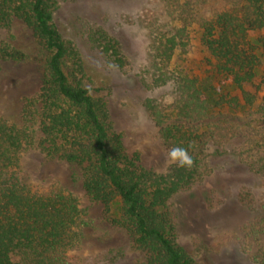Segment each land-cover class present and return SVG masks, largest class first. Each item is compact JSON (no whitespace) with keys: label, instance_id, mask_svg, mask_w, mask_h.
<instances>
[{"label":"trees","instance_id":"16d2710c","mask_svg":"<svg viewBox=\"0 0 264 264\" xmlns=\"http://www.w3.org/2000/svg\"><path fill=\"white\" fill-rule=\"evenodd\" d=\"M60 1L69 0H0V29L21 20L46 53L38 92L23 100L21 123L0 118V264H74L69 251L85 223L78 198L56 185L20 181L21 157L32 147L80 167L89 200L105 209L119 204L121 223L146 264H198L177 241L172 199L210 173V147L224 153L237 135L235 123L217 115L264 116V95L255 93V80L264 75V0H220L209 13L203 9L212 0H159L158 16L143 15L150 83L172 86L169 100L146 98L143 107L162 148L183 147L192 158L190 167L170 164L164 172L127 154L105 101L91 94L99 88L88 81L77 46L53 23ZM85 37L108 64L127 70L119 43L102 27L87 25ZM21 56L0 43V59ZM254 144L256 155L238 153L239 161L264 178V147ZM263 234L264 214L244 227V246L256 247L254 264H264Z\"/></svg>","mask_w":264,"mask_h":264},{"label":"rangeland","instance_id":"374dc122","mask_svg":"<svg viewBox=\"0 0 264 264\" xmlns=\"http://www.w3.org/2000/svg\"><path fill=\"white\" fill-rule=\"evenodd\" d=\"M220 4V0L209 1L203 13ZM160 8L159 0L60 1L53 23L63 39L77 46L88 81L99 88L91 94L105 101L113 130L121 135L127 154L137 156L144 167L164 172L172 163L143 107L146 98L169 100L172 95L171 84L152 86L146 72L149 35L143 15L156 17ZM89 24L102 27L117 40L128 62L125 72L90 48L85 37ZM0 43L22 55L17 61L0 59V118L19 125L23 100L38 92L46 53L19 19L8 29H0ZM255 84L259 88L255 93L264 95V75ZM248 88L254 90V86ZM217 117L234 122L237 135L224 153L210 147L206 151L210 173L172 199L176 238L198 264H254L251 254L256 247L244 246V227L264 214V178L240 162L238 153L256 155L255 142L264 147V116L224 113ZM20 166L19 179L26 185H56L78 198L85 223L69 251L74 264H146V254L133 244L121 223L119 204L105 209L86 197L80 167L49 158L37 147L23 153ZM259 243L264 244V234Z\"/></svg>","mask_w":264,"mask_h":264},{"label":"clouds","instance_id":"9594fccd","mask_svg":"<svg viewBox=\"0 0 264 264\" xmlns=\"http://www.w3.org/2000/svg\"><path fill=\"white\" fill-rule=\"evenodd\" d=\"M168 161L177 167H190L192 158L183 147H172L167 153Z\"/></svg>","mask_w":264,"mask_h":264}]
</instances>
